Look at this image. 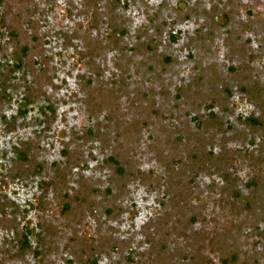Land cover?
Listing matches in <instances>:
<instances>
[{
    "label": "rangeland",
    "instance_id": "rangeland-1",
    "mask_svg": "<svg viewBox=\"0 0 264 264\" xmlns=\"http://www.w3.org/2000/svg\"><path fill=\"white\" fill-rule=\"evenodd\" d=\"M18 40L34 43L38 75L28 64L13 74L8 95L0 85V200L9 203L0 264H78L69 262L75 233L98 251L99 264H224L233 254L231 264H264V128L245 123L264 110V0H98V10L87 0H3V70L13 67ZM43 75L52 100L25 104L26 83ZM52 101L56 120L41 138L47 174L11 180L15 146L36 138ZM3 115H17L15 130ZM202 143L208 157L198 163ZM66 146L85 162L60 189L44 190ZM111 150L133 161L120 213L66 220L64 194L83 188L81 176L85 194L109 205L112 178L101 163ZM15 219L30 233L25 254ZM42 223L57 227L48 244Z\"/></svg>",
    "mask_w": 264,
    "mask_h": 264
},
{
    "label": "trees",
    "instance_id": "trees-1",
    "mask_svg": "<svg viewBox=\"0 0 264 264\" xmlns=\"http://www.w3.org/2000/svg\"><path fill=\"white\" fill-rule=\"evenodd\" d=\"M3 0H0V3ZM88 2L94 4L95 10H98V0H87ZM117 3L121 4V0H116ZM125 5V4H124ZM110 19L112 20L110 22V25L113 27V31L115 35L118 33L120 36H123V33H125V28L123 26L122 21L119 23L117 18L111 15ZM15 31V30H14ZM13 34L17 33L16 31L12 32ZM17 38V36H16ZM37 38V37H36ZM21 40V39H20ZM20 40H18L20 42ZM18 42V43H19ZM34 42V41H33ZM34 43H28V41L20 42L19 47L14 51L15 55V62L13 63V67L8 68L7 70H3L2 66L0 65V85L2 86V93L1 97H4L8 94L7 90L9 88L10 81L12 80L13 74L17 70L23 69L25 65H30V69L33 72L34 76L38 75L35 66V61L33 62V53L32 49ZM167 58V57H166ZM169 60V58H167ZM46 81V77L43 75L40 80L37 78L33 81H29L28 84L26 83V95L24 97V103L27 105L33 104L37 99L40 97H46L49 98V100H52L50 96H46V92L43 91V85L42 81ZM87 81V80H85ZM90 82V81H89ZM36 84V85H35ZM247 90V89H244ZM264 99V97H263ZM264 104V103H262ZM112 106V105H111ZM50 111V113L48 112ZM48 111L44 113L45 115V127L38 133L36 138H30L27 140H23L20 142L18 146H15V150L17 153V157L13 161L12 166L9 168L8 171V177L11 178V180H29L34 175H43L47 174V162L41 158V152H42V145H41V138L45 137L46 134L51 130L53 121L56 120L57 116V109L52 101L51 104L48 106ZM26 114V111H22ZM3 119L5 120V123L8 127V131H13L16 128V119L17 115H14L12 119L8 120L5 115H3ZM248 122H245L246 124H249L250 126L254 127H261L264 128V110H262V113L259 116L253 115L247 119ZM255 129V128H254ZM86 134L89 137L94 136V131L90 128L86 129ZM97 132L100 131V128L96 129ZM201 135V134H200ZM202 140L205 139V136H201ZM106 139V138H104ZM104 141V140H103ZM202 147L200 146L196 150V154L193 156L198 163L200 160H205L208 156H206V151L204 150V143H202ZM107 148H113L112 145H109L108 142ZM109 150V149H108ZM63 155L65 156L63 159L59 161H55L53 163V170L51 173L53 174L49 180L44 181V190L50 189V187H57L60 189L62 187V183L64 181V178H66V175L69 173H72L73 169L75 167H80L82 162H85L84 156L80 153V151L77 150H70L68 146L64 147L62 151ZM214 160V159H212ZM216 161V160H215ZM214 161V162H215ZM218 162V161H216ZM102 166L109 170V174H111L112 182L109 187H107L105 192L104 199H107L109 205H105L103 203V200L96 201L91 197V193L88 192L87 189H89L90 184L87 183V179L85 177L81 176V188L79 191L77 190L74 195H71L70 193L66 192L64 194L65 198L63 199V211L65 212V219L74 223L78 221V217L82 215V213L85 211H89L91 214H103L106 216V218L114 219L116 215L121 209L120 203L118 202L119 198L123 195L125 192V189L127 188L129 182L131 181L132 173L134 170H132L133 161L132 159L126 158L124 155H121L120 153L114 152V150H111V154L104 157L102 160ZM208 164V163H207ZM206 164V166H207ZM203 166V164L201 165ZM210 165L206 167V169ZM201 168V167H200ZM65 183V182H64ZM257 182L254 180L252 182L248 183V187L252 188L253 185H255ZM116 190V192L114 191ZM96 189H93V192H95ZM232 196L237 199L238 201H241L242 197V191L237 186L232 188L230 191ZM122 194V195H121ZM6 204H9L8 202L1 203L0 200V219L1 217H4L7 215L3 212V208L6 207ZM12 204H15V202H12ZM16 205V204H15ZM5 206V207H4ZM98 208H102L101 210ZM98 209V210H97ZM6 210V209H5ZM17 224V220L15 219L12 221L11 225L13 223ZM13 224L14 229L17 232L16 239L19 241V247L21 249V253L25 254L26 251H29L32 249L31 245V237L29 230H21L18 228V225ZM49 224H41L42 232L40 234V238L42 243H47V240L51 238L52 236L48 234L49 230H51L49 233L52 232V230L55 228V226H48ZM57 228V227H56ZM56 228L54 230V234H56ZM71 240L73 241V245L77 246L73 250L74 257L69 260V262H77L78 264H99V258L95 256V254L98 253L96 249H87L88 241L85 237L77 235L75 233V236L71 237ZM87 249V250H86ZM38 253V252H37ZM20 254V253H18ZM98 255V254H97ZM238 256L233 254L230 257H225L223 259L224 264H231L234 262H237Z\"/></svg>",
    "mask_w": 264,
    "mask_h": 264
}]
</instances>
